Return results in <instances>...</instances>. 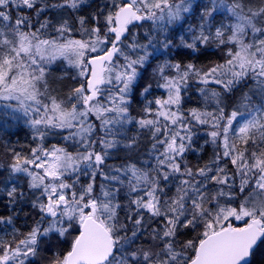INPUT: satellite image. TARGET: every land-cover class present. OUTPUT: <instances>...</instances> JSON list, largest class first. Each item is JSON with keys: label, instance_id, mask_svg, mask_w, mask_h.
<instances>
[{"label": "snow or ice", "instance_id": "obj_1", "mask_svg": "<svg viewBox=\"0 0 264 264\" xmlns=\"http://www.w3.org/2000/svg\"><path fill=\"white\" fill-rule=\"evenodd\" d=\"M87 7L0 0V111L23 119L34 145L8 146L0 164L12 210L0 215V264H253L264 249V0H103L75 15ZM196 10L200 23L174 43ZM221 46L210 66L173 56ZM57 61L76 70L67 93L54 86ZM192 83L203 109L184 107ZM201 129L213 157L189 166ZM119 152L125 162L108 164ZM26 197L36 215L22 231Z\"/></svg>", "mask_w": 264, "mask_h": 264}, {"label": "trees", "instance_id": "obj_2", "mask_svg": "<svg viewBox=\"0 0 264 264\" xmlns=\"http://www.w3.org/2000/svg\"><path fill=\"white\" fill-rule=\"evenodd\" d=\"M50 3H57L58 0H49ZM252 2L258 3V0H252ZM89 4H91V7H87L85 8L84 11L76 13L75 15H85L87 16L89 13L91 12H95L97 7L102 5L101 2H99V0H89ZM200 4V3H199ZM59 10H53L50 11L48 14V18L49 19H53L57 12ZM198 11V10H197ZM221 17V18H220ZM65 18H68V16L66 15ZM224 16H218L217 17V23L221 22L223 20ZM41 19H44V17H41ZM75 20L73 19H69V23H74ZM260 26V25H258ZM78 27V25H77ZM176 44H179V40L178 39H174L173 41ZM226 50L223 46H221L219 49L216 48H210L208 51L207 55H200V56H194V57H188L186 55V52L188 50H182V49H176L173 50V56L175 57L176 60H181L182 57L180 55H177V51H181L184 52L185 55L183 56L184 60H191V62L196 63L198 66H210L211 63L213 62H219L222 63L223 60L226 58L224 56V53ZM219 52H221V56H219ZM161 58H166V57H161ZM160 58V59H161ZM171 58V57H169ZM159 62V61H156ZM155 66V62L153 63V67ZM51 74L52 77L55 78V87L58 88H62L64 93H67L69 91V89L71 87L75 86V82L73 81V77H75L76 72L75 69L72 68L71 66H66L65 62L62 61H57L54 65H52L51 67ZM150 75V72H149ZM146 82L147 83H154L153 80L151 79H147L146 78ZM246 87H243L241 90L236 91L233 93L231 100L229 101L230 103H234L237 102L239 100V97L241 96V94L243 92H245ZM161 90H157L155 93H159ZM189 96L191 97L192 100H190V102L192 104L195 105V107L202 105V100L200 99L199 95H198V91H197V87H191L189 89ZM228 99V98H227ZM139 106V107H136ZM142 107V104L140 102L139 98H136L134 100V104H133V115L135 116L137 114V112L140 110V108ZM184 107L185 104H184ZM6 119L3 117V115L0 114V159L2 161H4L2 159V157H6L8 159L7 153H6V148L8 146H13L16 147L17 150H20L21 146H28V145H32V131L28 126H25L24 124H20V125H14L11 128H6ZM129 135H135L136 134V129L131 126L128 132ZM200 139V138H199ZM50 141L52 143H59L58 138L57 139H52L50 138ZM148 148H150V144L147 143V137L144 136L142 137L141 143H140V152H144L146 151ZM25 152L27 151V147L24 148ZM213 152H214V147L211 144H208L205 146L204 150L202 151V153L200 154L199 157H197L194 153V151H190L187 155V160L189 162V166H202L203 164L207 163L212 157H213ZM124 156L125 153L124 152H119L117 156H114L113 159H110L107 161L108 164L110 165H115V166H119L121 163L125 162L124 161ZM0 160V164H6L7 162H1ZM7 174L4 175V177ZM1 178V177H0ZM99 181V178H98ZM3 185V184H2ZM1 186L0 189H2L3 187ZM25 192H27V188L26 186L23 189ZM6 195L4 192H0V200H2L3 202L0 203V209L3 208L4 204H6L7 202L5 201ZM121 203H124V200H121ZM5 209V208H4ZM8 212L6 213H1L0 211V215H12V210L10 209H6ZM16 212L18 213V216L15 219V224L17 228H20L22 231L26 230L25 229V224H31L32 223V219L35 218L36 213L32 210L30 204L27 202V197L25 198V201H21L17 206H16ZM121 216H123V213H120ZM56 247L59 248H67L68 245H60L57 244ZM51 255L50 252L47 253H42V255ZM37 264H45V261H43L42 259L37 260ZM253 264H264V249H261L259 252H257V254L253 257Z\"/></svg>", "mask_w": 264, "mask_h": 264}, {"label": "rangeland", "instance_id": "obj_3", "mask_svg": "<svg viewBox=\"0 0 264 264\" xmlns=\"http://www.w3.org/2000/svg\"><path fill=\"white\" fill-rule=\"evenodd\" d=\"M99 2H101V3H103V0H99ZM207 2V0H194V9H195V5L196 4H204V3H206ZM28 14H31V13H28ZM199 14H200V12H199V10L197 11L196 10V12H195V15H193V16H191L189 19H188V21H187V23H185L184 24V28L179 32V33H177V34H175V37L176 38H174L175 40L176 39H178V36L179 35H183L186 31H187V29H188V26L189 25H193V26H195V25H197V24H199L200 23V21H199ZM221 18V17H220ZM222 22H224V23H227L228 21H227V19H226V17H224L223 18V20H222ZM185 38H187V37H185ZM179 40V39H178ZM224 51H226V50H224ZM221 52H219V56H221ZM166 58H169V57H166ZM166 58H161L160 59V61L159 62H162L164 59H166ZM170 59V58H169ZM185 61H187V60H185ZM159 62H155V63H159ZM66 64V63H65ZM211 65V64H210ZM66 66H68L69 67V65H67L66 64ZM209 66V65H208ZM75 72H76V70H75ZM76 76V75H75ZM249 84H251V82H249ZM191 87H198V85L197 84H195V83H192L191 84ZM210 87H212L214 90H217V91H219L220 89H218V88H216V86H210ZM246 90H245V92H247L248 91V88L246 87L245 88ZM163 94V90H161L159 93L157 92V93H155V95H162ZM188 95H189V93H188ZM198 95H199V97H200V94H199V92H198ZM249 95H251V93H249ZM200 99H201V97H200ZM226 99H227V97H226ZM190 100H192V99H190ZM190 100L189 99H186L185 100V109H188V108H201V109H203V107H204V103L202 102V105H200V106H197V107H195V105L194 104H192L191 102H190ZM259 101L255 98V97H253V103H258ZM136 107H139V106H137L136 105ZM209 110H211V109H209ZM0 114L1 115H3V117L6 119V122H7V124H6V128H11L12 126H14L15 124L16 125H20V124H24L25 126H28L25 122H24V120L23 119H14L12 116H10V115H6V114H4L3 113V111H0ZM130 127H131V125L129 126V129H130ZM200 131V139H198V142L197 143H195L194 144V148L195 149H200L201 148V146H203V150H204V148H205V144H204V139L206 138L205 136H204V131H203V129H201V130H199ZM195 139V138H194ZM213 146V145H212ZM214 147V146H213ZM202 150V151H203ZM202 151H199V150H197V151H194V153H195V155L197 156V157H199L200 156V154L202 153ZM118 155V153L117 154H115V156H117ZM5 174H7V173H0V180H3L5 177H4V175ZM21 182L23 183L24 181H23V178H21ZM0 185H2V184H0ZM2 187H4V185H2ZM0 188H1V186H0ZM10 230V229H9Z\"/></svg>", "mask_w": 264, "mask_h": 264}, {"label": "bare ground", "instance_id": "obj_4", "mask_svg": "<svg viewBox=\"0 0 264 264\" xmlns=\"http://www.w3.org/2000/svg\"><path fill=\"white\" fill-rule=\"evenodd\" d=\"M2 159L4 160V161H2L1 159V162H7L8 161V159L6 158V157H2ZM6 202H7V199L5 200ZM5 207L3 206V208H1L0 209V211H1V213H6V212H8L6 209H4ZM11 210V209H10Z\"/></svg>", "mask_w": 264, "mask_h": 264}]
</instances>
